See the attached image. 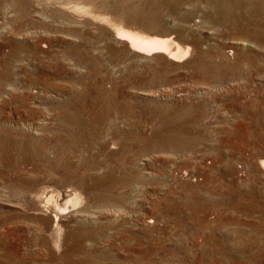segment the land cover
<instances>
[{
	"label": "rangeland",
	"instance_id": "obj_1",
	"mask_svg": "<svg viewBox=\"0 0 264 264\" xmlns=\"http://www.w3.org/2000/svg\"><path fill=\"white\" fill-rule=\"evenodd\" d=\"M218 2L0 0V264H264V0Z\"/></svg>",
	"mask_w": 264,
	"mask_h": 264
},
{
	"label": "bare ground",
	"instance_id": "obj_2",
	"mask_svg": "<svg viewBox=\"0 0 264 264\" xmlns=\"http://www.w3.org/2000/svg\"><path fill=\"white\" fill-rule=\"evenodd\" d=\"M87 1L90 2L89 4H95V1L98 2V0H87ZM226 2H236V0H226ZM214 4L218 5V6H221L222 4L224 5L223 2H218V0H215ZM102 6L107 7V3L104 2ZM110 6L111 5H109V8H110ZM77 8L82 9V10H86L88 13L93 11V10H91L90 6L86 7L85 5H77ZM123 11H124V9H123ZM218 13L215 14L217 19L222 18L225 21L228 20L227 18H225L224 13L222 15H220ZM134 17L138 18L137 15H135ZM211 20H212V18H211ZM212 23H214V20ZM114 30H115V36L117 38L121 39L122 41H125L132 50H135L136 52H138L142 55L151 56L154 54L161 53V54H164L169 60L180 61V59H183L190 54L191 47L190 46L184 47L172 35L165 36V35H161V34H157V33H150V32H147L145 30H142L140 28H137L134 26H129V25H124L122 23H117V24L115 23L114 24ZM262 38H264V37H262ZM27 89L29 91L32 90L31 87H28V86H27ZM146 94H148V92ZM72 200H73V198H70L68 200V202H70ZM57 220H58V218L56 216L55 222H57ZM154 221H155L154 219L150 220V222H154Z\"/></svg>",
	"mask_w": 264,
	"mask_h": 264
}]
</instances>
